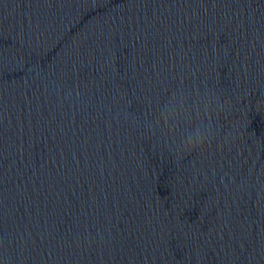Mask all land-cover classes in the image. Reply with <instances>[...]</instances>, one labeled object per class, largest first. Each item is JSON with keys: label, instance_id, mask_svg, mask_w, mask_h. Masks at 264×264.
<instances>
[{"label": "water", "instance_id": "1", "mask_svg": "<svg viewBox=\"0 0 264 264\" xmlns=\"http://www.w3.org/2000/svg\"><path fill=\"white\" fill-rule=\"evenodd\" d=\"M0 264H264V0H0Z\"/></svg>", "mask_w": 264, "mask_h": 264}]
</instances>
